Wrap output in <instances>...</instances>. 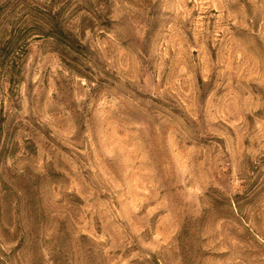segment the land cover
I'll return each instance as SVG.
<instances>
[{
    "label": "rangeland",
    "instance_id": "1",
    "mask_svg": "<svg viewBox=\"0 0 264 264\" xmlns=\"http://www.w3.org/2000/svg\"><path fill=\"white\" fill-rule=\"evenodd\" d=\"M0 264H264V0H0Z\"/></svg>",
    "mask_w": 264,
    "mask_h": 264
}]
</instances>
